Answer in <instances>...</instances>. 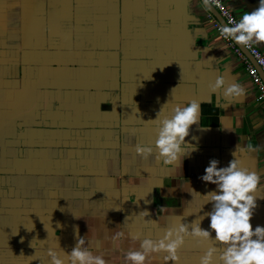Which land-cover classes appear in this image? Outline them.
Here are the masks:
<instances>
[{
  "label": "crops",
  "instance_id": "crops-1",
  "mask_svg": "<svg viewBox=\"0 0 264 264\" xmlns=\"http://www.w3.org/2000/svg\"><path fill=\"white\" fill-rule=\"evenodd\" d=\"M224 1L239 19L259 5ZM214 21L200 0H0V264H51L49 249L80 237L126 264L145 237L211 210L203 195L216 186L200 179L211 159L259 174L250 223L264 226V101ZM218 75L243 95L213 90ZM190 100L201 113L178 159L137 155L157 113ZM214 244L186 237L178 264ZM166 255L146 264H173Z\"/></svg>",
  "mask_w": 264,
  "mask_h": 264
},
{
  "label": "clouds",
  "instance_id": "clouds-1",
  "mask_svg": "<svg viewBox=\"0 0 264 264\" xmlns=\"http://www.w3.org/2000/svg\"><path fill=\"white\" fill-rule=\"evenodd\" d=\"M229 24L232 26L226 25L220 29L225 39L232 38L242 45L264 42V0H259L258 7L253 11L244 12L238 21L230 19ZM210 87L213 90L223 88L224 96L229 98L242 96L244 93V88L238 83L225 86L220 75ZM159 113L160 111L156 119L152 120L156 124L154 144L138 143L135 150L143 158L155 151L158 159L171 164L183 152L181 145L185 143L190 126L199 122L201 105L196 100H190L187 105H175L170 115L161 118ZM218 164V160L211 159L200 177L202 181L216 186L203 195L205 203H211V210L200 216L199 220L192 221L191 225L181 222L176 227L166 229L164 235L156 240L145 237L140 241L139 249L127 251L126 264H146L154 253H166V261L178 264V251L189 236L198 241L214 240L216 244L223 246L222 250L216 244L208 247L200 256V264H214V257L218 264H264V226L257 225L253 228L250 223L256 208L255 194L260 176L235 158L227 166L218 167ZM161 210L165 209L161 207ZM141 213L144 217L149 215L147 211ZM205 216L209 218L207 230L201 227ZM122 235L123 233H117V236ZM84 245L85 240L80 237L69 252L58 254L49 249L47 254L51 264H106L103 254H94Z\"/></svg>",
  "mask_w": 264,
  "mask_h": 264
},
{
  "label": "built area",
  "instance_id": "built-area-1",
  "mask_svg": "<svg viewBox=\"0 0 264 264\" xmlns=\"http://www.w3.org/2000/svg\"><path fill=\"white\" fill-rule=\"evenodd\" d=\"M207 3L213 7L218 15L223 19L224 23L227 26H232L229 24V20H235L238 21L239 18L235 14L234 10L228 6V4L224 0H207ZM213 29L219 33V35L223 38V41L225 42L226 46L231 49V51L238 57L240 62L243 64L244 72L251 82V84L255 87L256 91V98L257 100L264 101V55L259 50V48L252 42L248 45H242L240 44L244 50L248 52V54L251 56V58L254 61V64L250 63L246 57L243 55L241 50L234 44V42L227 38L225 39L221 33L220 29L222 26L214 21ZM258 68L261 72L258 71Z\"/></svg>",
  "mask_w": 264,
  "mask_h": 264
},
{
  "label": "water",
  "instance_id": "water-1",
  "mask_svg": "<svg viewBox=\"0 0 264 264\" xmlns=\"http://www.w3.org/2000/svg\"><path fill=\"white\" fill-rule=\"evenodd\" d=\"M202 2V4L209 10V12H211V14L218 20L219 24L223 27V26H226V24L224 23L223 19L218 15V13L216 12V10L211 7L208 3L205 2V0H200ZM234 44L244 53L246 54V56H249L250 58V62L252 64H254V61L253 59L251 58V56L248 54V52L246 50L243 49V47L237 43L234 39L230 38ZM258 71L260 72L259 68H258ZM261 74V72H260Z\"/></svg>",
  "mask_w": 264,
  "mask_h": 264
}]
</instances>
